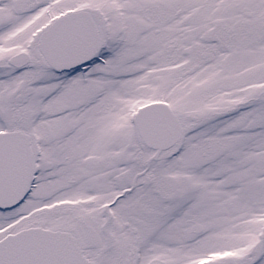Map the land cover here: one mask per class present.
<instances>
[{
  "label": "snow or ice",
  "instance_id": "obj_1",
  "mask_svg": "<svg viewBox=\"0 0 264 264\" xmlns=\"http://www.w3.org/2000/svg\"><path fill=\"white\" fill-rule=\"evenodd\" d=\"M0 264H264V0H0Z\"/></svg>",
  "mask_w": 264,
  "mask_h": 264
}]
</instances>
